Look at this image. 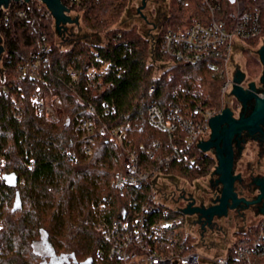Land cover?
<instances>
[{
    "label": "trees",
    "instance_id": "16d2710c",
    "mask_svg": "<svg viewBox=\"0 0 264 264\" xmlns=\"http://www.w3.org/2000/svg\"><path fill=\"white\" fill-rule=\"evenodd\" d=\"M63 2L72 12L81 13L88 30L105 32L103 44L75 40L62 50L56 43L54 19L40 0L15 3L8 15L0 18L2 67L7 79L0 95V157L5 174L14 172L18 177L15 186L0 181V218L4 222L0 231V264H44L40 252L43 243L57 256L66 258L62 264H122L111 259L108 242L94 226L100 217L110 221L123 216L121 208L130 207L133 199L144 195L147 188L126 190L121 195L111 187L122 164L120 150L108 135L95 138L91 154L82 153L74 129L81 120L93 116L91 107L99 114L106 113L103 121L109 126L130 125L126 148L139 149L144 143L158 141L163 152L172 153L186 148L188 135L181 128L168 133L151 124V105L160 109L167 123L176 108L189 118L196 108L220 110L223 106L224 80L206 63L176 62L159 79H155V64L150 63L152 57L155 61H168L159 43L164 32L212 19L202 0H171V15L160 28L155 47L134 29H111L127 0ZM222 3L223 16L227 17L230 1ZM240 4L243 10H260L261 33L246 40L247 45L254 46L256 40L264 37V0H243ZM19 9L27 11V18L16 14ZM42 45L49 48L50 65L41 69L39 79L22 80L19 66L30 61ZM245 54L248 75L258 76L261 62L251 50ZM69 66L78 74L75 87L70 86ZM117 67L122 70L117 71ZM37 89L45 97L56 95L64 113L62 121L49 122L38 115L33 103ZM74 149L80 152L78 159H67ZM185 153L187 159L183 155L181 160H173L164 171L166 175L192 183L212 173L214 157L196 145ZM191 157H195L194 168L187 163ZM171 215L177 217L181 213L172 211ZM258 233V225L235 233L234 247L241 241L255 239ZM186 242L196 241L188 236ZM234 247L230 253H234ZM193 249L198 246L195 244ZM254 259V264H264V256L255 254Z\"/></svg>",
    "mask_w": 264,
    "mask_h": 264
},
{
    "label": "built area",
    "instance_id": "2783aa9c",
    "mask_svg": "<svg viewBox=\"0 0 264 264\" xmlns=\"http://www.w3.org/2000/svg\"><path fill=\"white\" fill-rule=\"evenodd\" d=\"M202 1L212 19L208 23L198 21L181 30L164 32L159 43L160 50L168 57V61H155L152 57L150 62L156 66L155 79H159L176 62H182L190 65L206 63L215 75L224 80L221 88L223 106L220 110L196 108L192 117L186 118L176 108L173 111L171 122L167 123L160 109L156 105L150 106L149 121L151 124L168 133L181 128L188 135L186 148L180 152L166 153L162 151L160 142L153 141L142 144L139 149L130 150L125 146L130 125L109 126L103 121L106 113L99 114L93 107L90 110L93 116L81 120L74 129L77 142L85 155L92 153L91 145L98 135H108L117 144L120 150L122 169L111 180L113 189L124 195L126 190L147 188L144 195L133 199L130 207L121 208L123 216L111 218L110 221L100 217L94 226L95 230L101 232L108 242L111 259L120 260L122 264H254L255 254L264 256V218L257 222L258 236L255 239L249 238L247 241H241L237 247H234V243L232 246H228L226 258L213 259L201 254L198 249L194 250L193 247L197 243H188L186 239L188 236L197 239V236L186 234L184 214L177 211V206L160 200L153 183H158L159 175L168 176L164 171L173 160H181L183 155L187 159L185 152L190 150L193 145L198 147L197 141H203V136H210L209 121L212 117L222 113L224 93L230 82L234 84V81L229 78L227 69V61L231 53V36L236 34L242 41H246L257 38L261 33L260 10L248 8L243 10L240 4L243 0L230 2L227 17L223 16L222 0ZM15 3L26 2L13 1L8 7L2 6L0 18L1 15H8L9 9ZM48 13L51 14L49 10ZM16 14L21 18H27L25 9L17 10ZM159 33L160 29L156 35L149 38L154 47L158 42ZM3 54L4 52H2V56ZM48 55L49 48L42 45L37 52L33 53L30 61L19 66L20 78L22 80L39 79L41 69L50 65ZM2 56L0 58V95L5 91L7 85L2 67ZM165 65L168 66L165 67ZM120 70L122 67H117V71ZM68 73L71 79L70 86L75 87L74 84L78 82V74L71 66L68 67ZM91 77L94 78L95 75L91 74ZM150 91L152 92L153 88ZM232 101L233 107L237 102L234 96ZM13 103L17 104L15 100ZM33 103L38 115L46 121H62L64 113L56 95L50 94L45 97L37 89L33 94ZM197 116L200 118H196ZM17 117L20 118V116ZM79 153L77 149H74L68 154L67 159H78ZM153 161H155L154 164ZM187 163L190 168L197 166L195 157H191ZM3 168L2 157H0V181L5 180ZM96 209L99 210V207ZM172 211L180 212L181 215L173 217ZM3 228L4 222L0 218V231ZM233 247L235 251L230 253L229 250ZM99 255L101 258L103 257L101 253Z\"/></svg>",
    "mask_w": 264,
    "mask_h": 264
},
{
    "label": "water",
    "instance_id": "95a60500",
    "mask_svg": "<svg viewBox=\"0 0 264 264\" xmlns=\"http://www.w3.org/2000/svg\"><path fill=\"white\" fill-rule=\"evenodd\" d=\"M26 2L32 0H0V8L8 7L11 2ZM50 11L58 32L67 30L68 24H79V17L73 18L71 10L64 4L63 0H40ZM234 3L235 0H229ZM146 0H142V5L138 12L142 14L145 8ZM231 53L227 61L230 82L227 91L224 93V109L222 113L212 117L209 121L211 134L203 136V141H197L198 148L204 152H211L215 156L216 166L212 174H216L212 179H218L222 185L220 197L213 201L211 205L201 203L196 206L195 198L204 197L205 191L209 189L208 181H194V190H190V184L180 182L178 176H171V181L163 177V184L153 182L156 186L158 197L166 203L173 204L175 198L185 201L184 207H177L184 215H188L187 233L196 234L197 231L191 222L192 216H197L199 221L204 222L203 228L213 222L216 216H227L229 210L238 208L245 209L242 212L244 218L238 217L234 212L231 213V223L228 218H223V230L217 234L208 231L203 241L200 237L198 251L213 259L226 258L227 247L232 246L234 237L232 233L237 231H246L247 226H256L257 222L264 218V146L256 140L246 141L244 136L264 140V90L257 87L256 82L251 80H260L264 83V44L252 48L242 41L236 34L231 36ZM0 43L2 40L0 39ZM243 49H250L253 55L261 62L262 72L257 78L248 77L245 68L246 59L242 56ZM4 48L1 47V52ZM250 80V81H249ZM247 87H244V86ZM245 109L253 101V108L248 115L241 113L236 117L232 107V97ZM246 143V144H245ZM246 151L250 155H245ZM5 180L8 185L15 186L18 182L16 173L5 174ZM250 182L254 177L255 187L252 193L236 190V183ZM171 186L175 192L171 190ZM189 191V192H187ZM191 195H189V194ZM183 195V196H182ZM199 196V197H198ZM259 205V212L252 206ZM247 209V210H246ZM259 215V216H258ZM66 260V258H65ZM64 262V261H63ZM62 262V263H63ZM61 263V264H62Z\"/></svg>",
    "mask_w": 264,
    "mask_h": 264
},
{
    "label": "rangeland",
    "instance_id": "374dc122",
    "mask_svg": "<svg viewBox=\"0 0 264 264\" xmlns=\"http://www.w3.org/2000/svg\"><path fill=\"white\" fill-rule=\"evenodd\" d=\"M141 5H142V0H127L126 6L121 16L119 17L118 21L111 27V29L123 30V31L124 30L129 31V30L134 29L135 31H137V33L141 34L145 38H151L154 35H156L159 29L162 27L163 23L167 22V20L169 19L171 15L170 14L171 13L170 12L171 0H146V5H145V8L142 10V14L138 12V9L139 7H141ZM70 15L73 18L79 17L80 23L78 25L68 24L66 31L61 32V33L58 32L56 43L59 45L61 49H64V50L68 49L70 44L74 42L75 40H85V41L96 43V44L104 43L105 32L95 33V32H92L91 30H88L84 26L83 22L81 21V13L71 11ZM159 20H161L162 22L161 21L159 22ZM155 24L157 26V29H156ZM0 39H1V35H0ZM244 42L246 43V41ZM254 44L256 45L254 46L249 45V46H251L252 48H256L264 44V37H261L260 39L256 40ZM246 50L247 49L242 50V56L245 59H246V54H245ZM167 66L168 65H165V67ZM245 68L247 70L246 64H245ZM247 74H248V71H247ZM258 76L252 77V78L255 79ZM248 77L249 75L247 76V78ZM208 155L215 158V156L211 152H209ZM245 155H250V152L246 151ZM215 166L213 170L215 169ZM163 177L171 181V176L159 175L157 178L158 183L163 184ZM206 179L207 177L196 180V181H207ZM179 181L190 184V190H194V181L192 183L187 182L181 179L180 177H179ZM184 217H185L184 229L187 231L188 215H184ZM235 233H237V231L232 233V237L235 236ZM193 235L197 236V234H193ZM195 241L197 244H200V235L197 239H195ZM40 252L42 256L45 258L44 264H61L65 260V258H62L54 254L53 249L50 246L46 245V243H43V249H41Z\"/></svg>",
    "mask_w": 264,
    "mask_h": 264
},
{
    "label": "flooded vegetation",
    "instance_id": "af4514ba",
    "mask_svg": "<svg viewBox=\"0 0 264 264\" xmlns=\"http://www.w3.org/2000/svg\"><path fill=\"white\" fill-rule=\"evenodd\" d=\"M160 21L161 20H159V22ZM155 26H156V24H155ZM156 29H157V26H156ZM1 56H2V52H1V46H0V58H1ZM261 76H260V78H261ZM260 78H259V80H251V81L256 82L258 89L264 90V83L261 82ZM252 108H253V101L250 102L248 104V107L245 108V109L242 108V105L238 101H237V103H234V106L233 107H231V109L234 112V115L236 117H238V118L241 115V113H244L245 115H248L251 112ZM258 137L260 138V135L257 136V138ZM209 138H210V136L206 140H209ZM259 138L258 139L255 138L254 139V138L249 137V136H244V140L246 141V143H247V141L256 140L258 143L260 142V144H262L264 146V140L260 141L261 139L259 140ZM210 152H213V150H211ZM215 175L216 174H212L211 173L209 176H207V179L206 180L208 181L209 189L207 191H205V196L204 197H201V196L199 197L198 196L199 199L198 198H195V201H196L195 202L196 203L195 205L196 206L200 205L201 203H205V204L207 203V204L211 205L214 200H216L217 198L220 197L222 185L220 183H218V179L219 178L216 179V180L215 179H212ZM254 180H255V178L253 177L250 182H245L243 180V177H242V181L240 183L237 182L236 185H235L236 186V190L238 192L243 191L244 194L247 196L246 191H249L250 193H252V190L255 187ZM176 188L178 189V187H176ZM176 188H174V187L171 186V190L173 192H175V189ZM187 192H189V191H187ZM189 195H191V194H189ZM173 202L175 203V206H177V207H181V206L184 207L185 204H186L185 201L179 200L178 198H175ZM251 208H254L255 210H257V213L259 212V205L252 206ZM243 211H245V209H242V208L241 209L238 208L236 210H229L227 216H223V217L216 216L214 218L213 222L210 223L209 225H206L205 228H203V223L204 222L199 221L198 218H197V216H192L193 217L192 218L193 220H192L191 224L194 227H196L195 228L196 230H193V231L195 232V231L199 230L200 232L197 231V233H196L197 234V238L200 235V237H202V239L204 241V239H205L206 234H207L208 231H212V232H215L214 234H217V233H219L220 231L223 230V227H224L223 224H222L223 218H228L229 219L228 220L229 223H231V218L232 217H231L230 214L234 212L236 215H238V217L240 216V217L244 218V215H242V212Z\"/></svg>",
    "mask_w": 264,
    "mask_h": 264
}]
</instances>
